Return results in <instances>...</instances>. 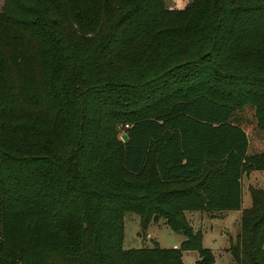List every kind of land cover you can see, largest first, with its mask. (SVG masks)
<instances>
[{"label":"trees","instance_id":"1","mask_svg":"<svg viewBox=\"0 0 264 264\" xmlns=\"http://www.w3.org/2000/svg\"><path fill=\"white\" fill-rule=\"evenodd\" d=\"M120 132L129 137L127 142ZM264 0H5L0 264H213L186 211L241 210L264 264ZM126 212L178 248H123Z\"/></svg>","mask_w":264,"mask_h":264},{"label":"rangeland","instance_id":"2","mask_svg":"<svg viewBox=\"0 0 264 264\" xmlns=\"http://www.w3.org/2000/svg\"><path fill=\"white\" fill-rule=\"evenodd\" d=\"M191 0H165L166 6L172 9L183 8ZM5 0H0V11ZM123 133L120 132V138ZM264 187V172L253 171L243 177V207L251 205L249 187ZM186 217L195 231H202V244L204 248L210 249L215 255L213 264H236L230 246L236 241L240 234V210H224L221 212L207 213L201 211H186ZM125 234L123 248L141 249L152 248L157 242L163 248L180 246L185 236L173 231L164 220L152 223L146 231L141 228L139 215L126 212L124 215ZM200 255L196 250L183 253L184 264H196Z\"/></svg>","mask_w":264,"mask_h":264},{"label":"water","instance_id":"3","mask_svg":"<svg viewBox=\"0 0 264 264\" xmlns=\"http://www.w3.org/2000/svg\"><path fill=\"white\" fill-rule=\"evenodd\" d=\"M121 139H122L124 142H127V141L129 140V137H128V135H127L126 133H123V134L121 135Z\"/></svg>","mask_w":264,"mask_h":264},{"label":"crops","instance_id":"4","mask_svg":"<svg viewBox=\"0 0 264 264\" xmlns=\"http://www.w3.org/2000/svg\"><path fill=\"white\" fill-rule=\"evenodd\" d=\"M241 211V210H240ZM157 243V242H156ZM179 246L176 244V245H174V247L173 248H178ZM186 252V251H185ZM185 252H183V253H185Z\"/></svg>","mask_w":264,"mask_h":264}]
</instances>
